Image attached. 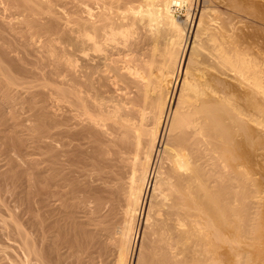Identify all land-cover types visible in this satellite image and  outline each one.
Segmentation results:
<instances>
[{
  "label": "bare ground",
  "instance_id": "6f19581e",
  "mask_svg": "<svg viewBox=\"0 0 264 264\" xmlns=\"http://www.w3.org/2000/svg\"><path fill=\"white\" fill-rule=\"evenodd\" d=\"M3 2L32 34L67 42L73 58L59 87L62 70L11 59L16 45L0 24V123L19 122L20 111L6 108L23 92L35 121L24 126L29 134L20 124L26 137L18 123V136H0L19 155L29 152L36 173L22 172L37 194L30 201L26 184L19 196L17 164L0 148V181L10 182L0 183V253L16 246L7 264H261L264 0ZM185 6L180 21L174 12ZM44 48L47 59L56 54ZM45 89L73 116L48 115L39 104ZM46 137L56 146L32 157L27 144L35 149Z\"/></svg>",
  "mask_w": 264,
  "mask_h": 264
},
{
  "label": "rangeland",
  "instance_id": "374dc122",
  "mask_svg": "<svg viewBox=\"0 0 264 264\" xmlns=\"http://www.w3.org/2000/svg\"><path fill=\"white\" fill-rule=\"evenodd\" d=\"M0 5H1V6H0V7H1V8H0V20L2 21V22H0V24H2L4 27H6V28H4L2 25H0V28H2V29L4 28V30H5V31H4V30L1 31V29H0V33L2 34L3 31L6 33V32H8V30H10V32H8L9 34H8V33H6V34L4 33V34L1 35V36H2L3 39H5V38H4V35H5V37L7 36V39H8V37H10V38L8 39V40H9V43H10V40H11V41L14 40V41H13V42H14L13 45H16V46H13V45H12V46H13V49H14V47H15V49H14L15 52L13 51V52L15 53V55H14V53L9 52V53H10V57H11V55L14 56L13 58L11 57V59L16 58V59H14L15 62H19V61H17V60H23V59H24L25 61L30 62V63H31V62H34V61H35V62H36V61L40 62V60H41L40 63H43V64L45 63L46 65L48 64L47 66L45 65L46 67H48V69H47V68L44 69L45 71H42L43 73H46L47 70H48V72H49L53 67H54V71H57V70H58V71H61V70H62V73L57 71L58 73H60V74H59V75H60V77H59L60 80L57 78L56 81H58L57 83H59V82L63 79L64 83L61 81L62 83L60 82L61 85H59V87H61L62 85L66 84L67 82L65 83V81H68V77H69V76H68V73H67V72H68V71H67V70H68V66H69L68 62H70V61L73 59L72 57H70V52H71V50H70V46L68 45V43L65 42L64 40H63V41L60 40V39L58 38V36H56V35H54V34H52V35L50 36V34L48 35V34H44V33H42L41 35H42L43 37L40 35V33H39V34H37V33H36V34H32L33 32H31L30 30H28V28H26V27L24 28L23 25H21V24L19 25L18 23H20V22H17V21H20L21 18L23 17L22 13H21V14L18 13L19 15H22V16H19V17H18L17 13L15 14V9H14L13 7H10V6L6 5V4L3 2V0H0ZM186 8H187V9H186ZM57 9L61 10L59 15H60L63 19L67 18V17H66L67 14H65V13H66V9H65V10H63L64 8H63V9H61V8H57ZM181 9H182V10H181ZM181 9L175 11V12H174V16H175L177 19L179 18L180 21H186V20H187L186 18L188 17L187 15H189L188 13H190V11L188 12V7H186V6H185V8L183 7V8H181ZM11 10H12V11H11ZM59 10H58V13H59ZM186 10H187V11H186ZM220 11H221V10H220ZM17 12H19V11H17ZM4 15H5L6 17H5ZM16 15H17V16H16ZM3 16H4V17H3ZM4 18H5V20H4ZM12 18H13V19H12ZM22 19H23V18H22ZM6 22H7V24H6ZM14 22H15V23H14ZM41 22H43V21H41ZM64 22H65V25H66V26H67V25L70 26V24H68V23L66 22V20H65V21L63 20V23H64ZM66 23H67V24H66ZM5 24H6V25H5ZM15 24H16V25H15ZM188 24H189V23H188ZM1 26H2V27H1ZM20 26H21V27H20ZM66 26H64V24H63V27L66 28ZM69 26H67V27H69ZM7 27H9V28H7ZM10 28H11V29H10ZM23 30H24V31H23ZM27 30H28V31H27ZM25 31H26L27 33H26ZM29 31H30L31 34L29 33ZM22 32H23V33H22ZM28 33H29L30 35H29ZM7 34H8V35H7ZM18 34H20V36H21V35H22V36L20 37ZM24 34H25V36H23ZM43 34H44L45 36H44ZM27 35H28V36H27ZM36 35H37L38 37H37ZM31 36H32L33 38H32ZM34 36H35V38H34ZM49 36H50V37H49ZM48 37H49V38H48ZM54 37H55V38H54ZM19 38H20V39H19ZM41 38H42V39H41ZM46 38H47V39H46ZM50 38H51V39H50ZM3 39H1L2 42L0 41V44H1V45H3V44H2V43H3ZM7 39H5V40L8 41ZM12 39H13V40H12ZM26 39H27V40H26ZM35 39H36V40H35ZM40 39H41V40H40ZM43 39H44V41H45V39H46V41L44 42ZM48 39H50V40H49L48 43H47V40H48ZM20 40H21V41H20ZM29 40H30V41H29ZM33 40H34V41H33ZM22 41H24V42H22ZM26 41H27V42H26ZM50 41H51V44H53V43H54V44L51 45V44L49 43ZM18 42H19V43H18ZM20 42H21V43H20ZM33 42H34V43H33ZM37 42H38V43H37ZM42 42H43V43H42ZM24 43H28V44H25V46H24ZM31 43H32V44H31ZM10 44H12V43H10ZM21 44H22L23 46H22ZM47 44H50L51 48H52V47H53V48H56V49H53V48H52V50H55L56 52H55V51L53 52V51L50 49V46L47 45ZM55 44L58 45V46L56 47ZM29 45H31L32 48H31ZM42 45H43L44 47L47 46V47L53 52L52 54H54V53H56V54H54L53 56H51V55H52V54H51V55H50L51 57H50L49 59H47V58L49 57V54H50V53H45L44 50L47 49V48H44ZM61 46H62V47H61ZM2 47H3V46H2ZM28 47L31 48V49H29ZM33 47H36V48H33ZM37 47H39V48H37ZM58 47H60V48H58ZM4 48H6V45L4 46ZM25 48H28V49H25ZM34 49H35V51H34V53H32V51H33ZM36 49H37V50L40 49V50H38V52H37ZM42 49H43V50H42ZM59 49H61V50H59ZM66 49H68V50H67L68 52L65 51ZM47 50H48V49H47ZM57 50H58V51H57ZM40 51H41V52H40ZM64 51H65L66 53H65ZM39 52H40V54H42V55H40ZM46 52H47V51H46ZM60 52H61V53H60ZM16 53H17V54H16ZM18 53H19V54H18ZM28 53H29V54H28ZM35 53L39 54L40 57H39V55H37V54H35ZM26 54H27V56H26ZM32 54H33V55H32ZM45 54H48V57H45V56H47V55H45ZM58 54H59V55H58ZM62 54H63V55H62ZM8 55H9V54H8ZM29 55L32 56V57H29ZM34 55H35L36 57H34ZM43 55H44V57H43ZM57 55H58V57L56 58ZM52 57H53V58H52ZM8 58H9V57H8ZM35 58H36V59H35ZM37 58H38V59H37ZM51 58H52V59H51ZM54 58H55L56 60H54ZM63 58H64V59H63ZM68 58H69V59H68ZM39 59H40V60H39ZM43 59H45V61H44ZM67 59H68L69 61H68ZM30 60H31V61H30ZM32 60H33V61H32ZM49 60L52 61V62H47V61H49ZM53 60H54L55 64L53 63ZM59 60H60V61H59ZM62 60H63L64 62H63ZM65 60H67V61H65ZM57 61H58V62H57ZM59 62H60L61 64H58ZM49 63L52 64L53 66H52V65H49ZM56 64H58V65H56ZM63 64H64L65 66H64ZM67 65H68V66H67ZM51 66H52V67H51ZM55 66H56L57 68H56ZM58 66H59V67H58ZM60 66H61V68H60ZM49 67H51V68H49ZM65 67H66V68H65ZM62 68H65V70L62 69ZM55 69H57V70H55ZM59 69H60V70H59ZM66 69H67V70H66ZM63 70H64V71H67V72H66L67 75L65 76V77L67 78V80H66L65 77L61 78L62 76L65 75V72H64ZM54 71H53V72H54ZM54 73H56V72H54ZM54 73H53V74H54ZM58 73H57V75H58ZM57 75H56V76L53 75L54 77L52 76V80H53L55 77H58ZM48 76H50V74H49ZM48 76H47V78H49ZM18 77H19V80H21V78H20L21 76L18 75ZM64 78H65V79H64ZM55 79H56V78H55ZM48 80H49V79H48ZM21 81H22V80H21ZM53 81H55V80H53ZM53 81H51V77H50V81H49V82H50V83H53V86H51V88L58 87V84H56L57 86H55V84H54L55 82H53ZM19 85H20V89H19L18 86H17V88H18V91L21 92V91H22L21 89L23 88L24 85L22 84V82H20ZM22 85H23V86H22ZM64 86H66V85H64ZM27 87H28V86H27ZM25 88H26V87H25ZM31 90H34V92H37V91H35L36 88L31 89ZM49 90H50V89H49ZM49 90H46V89L43 90V92H45V93H44L45 97L43 96V99H41V98H40V99L43 100L44 102H45L46 99H47V100L49 99V101H51V100H52V101H51V102L46 101V102L44 103V102H41V100H40V102H39V104H40V103H41V104L43 103L42 106H44V105L46 104L45 107H47V108L44 107V108L46 109V112L49 111V112L52 114V115H51L49 112H47L48 115H50V116L53 117V118H57V116H58V118H62V117L65 118V116L67 117V116L69 115V113H70V114L73 116V114L69 111V109H67L68 106H66V105H68V104L65 105V103L63 104V102H60V103L62 104V105H61V104H59V101H58V100H57L56 102H53V101H54L53 98H54L55 96L52 94V92H53L52 89H51L50 91H49ZM23 91H25V90H23ZM23 91H22V92H23ZM46 92H47V93H46ZM23 94H24V92L22 93V96L19 97V99H20L21 101H22V98H23V97L25 98V96H26V92H25L24 95H23ZM48 94H51V95H48ZM20 95H21V93H20ZM21 97H22V98H21ZM47 97H48V98H47ZM19 99H18V101L21 102ZM44 99H45V100H44ZM55 100H56V98H55ZM19 102H18V103L16 102L15 106L13 105L14 108H13V107H11L10 109H9V108H6V112H7V113H8L9 110H12V111L15 113V111H14V110H16L15 108L18 109L17 112L20 111V114H18V113L16 112V113H17L16 115L18 116V120H19L20 123L17 121V119L15 120L16 123L19 124V126H18L19 128L15 126L16 123H14V122H13V124H12L13 126H11V124H9V123H11L12 120H14L15 118H12V119H9V120L6 119V120H5V124L8 123L9 125L7 124V125L5 126L4 123H3L4 125L0 123V125H3L2 127L0 126V127H1V128H0V136L3 137V135H1V134H4V135H6V136H8V135L10 136L11 134H13L11 130H13V132L15 133V132L17 131L16 128H18V130H19V131H17V133H18V132L22 133V131H21V130L23 129L22 127H24V126L29 127V125L31 126L30 123H35L34 119L31 118V114H32V113L30 114L31 111H30V110L28 111V109H26V108H28V107L26 106V104L24 105V102H23V101H22L21 103H19ZM37 102H38V100H37ZM50 103H51L53 106H52ZM54 103H55V104H54ZM39 104H38V105H39ZM56 104H57V105H56ZM55 105H56V106H55ZM60 105H61V106H60ZM18 106H20L21 108L18 107ZM25 106H26V107H25ZM40 106H41V105H40ZM57 106H58V107H57ZM59 106H60L61 108H59ZM51 107H52V109H50ZM54 107H55V108H54ZM56 107H57V109H56ZM62 107H63L64 109H63ZM48 108H49L50 110H49ZM7 109H8V110H7ZM13 109H14V110H13ZM22 109H23L24 111H23ZM54 109H55V110H60L61 112H60V111H57V113H56V111H55ZM61 109L64 110V111H62ZM65 109H66L69 113H68ZM173 109H174V107H173ZM53 110H54V111H53ZM12 111H9V112H12ZM25 111H26V112H25ZM65 111H66L67 113H65ZM54 112H55L56 114H55ZM58 112H59V113H58ZM21 113H22V114H21ZM25 113H26V114H25ZM58 114H60V115H58ZM63 114H64L65 116H63ZM22 115H23V116H22ZM24 115H25V116H24ZM29 115H30V116H29ZM71 115H70V116H71ZM17 116H16V117H17ZM20 116H21L22 118H21ZM171 117H172V116H171ZM20 118H21L22 120H21ZM69 118H70V117H69ZM23 119H24L25 121H24ZM31 119H32V120H31ZM27 120H29V122H28ZM7 121H8V122H7ZM10 121H11V122H10ZM32 121H33V122H32ZM6 122H7V123H6ZM27 122H28V123H27ZM21 123L23 124V125H21L22 127L20 126ZM18 124H17V125H18ZM24 124H25V125H24ZM32 125H34V124H32ZM14 126H15V129H16V130L13 129ZM4 127H5L6 129H5ZM10 127H12V128H10ZM51 127H53V126H51ZM2 128H3V129H2ZM7 128H8V129H7ZM9 128H10V130H9ZM24 129H26V130H24ZM24 129H23V130H24V131L26 132V134H27V133H28L27 128L24 127ZM51 130L53 131V128L50 129V131H51ZM9 131H10L11 133H10ZM52 131H51V132H52ZM2 132H4V133H2ZM5 132H8V134L5 133ZM25 132H23L22 134L26 137ZM166 133H167V131H166ZM15 134H16V133H15ZM28 134H29V133H28ZM13 135H14V134H13ZM16 135H17V134H16ZM18 135H19V137H21V134L18 133ZM18 135H17V136H18ZM23 135H22V136H23ZM24 136H23V137H24ZM23 137H22V138H23ZM25 137H24V138H25ZM49 137H50V136H49ZM51 138H52V137H51ZM51 138H50V139L48 138L49 140H47V137H46V139H45V138L43 139V142L40 143V144H42V147H43V148H42L41 146H39L40 144L38 145V143H36V144L38 145V146L36 145L38 148H39V147H40V149L42 148L41 151H40V150H36V148H37L36 146H35L36 148L33 149L35 143H34L32 146L30 145L31 143H30V144H27V147H28V148L26 149V151H29V149H30V151H31L30 153H33V151H34V155H33L32 157H34V158H36V159H37L38 156H39V157H42L43 155L46 156V154H48V151H49L53 146H56V143L53 141V139L51 140ZM45 141H47V142H45ZM52 141H53V142H52ZM28 142H29V141H28ZM43 143H44V144H43ZM45 143L48 144V145H49V143H50V145H51V143H52V146H48V145L46 146ZM1 144H2V145H1ZM9 144H10V143H9ZM9 144L6 145V144H4L3 142L1 143V141H0V148H1V149H3V148L5 149V148H6L7 150H9V151H7V153H8L9 156L12 158V162H11V163H16V164H17V166H16V164H15V165H12V164H11L10 166H11L12 168H13L14 166H16V167L18 168V169H15L16 167H14V169H15L17 172H15V170H13V172H14V174H16V175L18 174V178H19V179H17V180H18L20 183L18 182L17 187L19 186L18 188H21V189H22V190L19 189V191H18L19 194H20L19 196H21V197H23V195L25 196V194H26L28 188H29L28 190H30V191H31V189H33L31 192H30V191L27 192V193H29V197H30L31 195H35V196H36V195H37L36 192L34 193V190H35V189H34V188H31V187H34V186L27 184V182H28V181L26 180L27 177L23 178L24 175L22 174L23 171H27V168H29L31 171L28 169V170H29L28 172H30L31 176H32V175H34V176L36 175L35 172H33V173H35V174L32 173V170L34 171V169H32L31 167H29V166L27 165V163H26V160H27V159H30V158H28L29 156H25V155H26L27 153L29 154V152L25 153L24 151H22L21 155H19V154H20V150L17 149V148L14 149L15 147H13V146H11V145L8 146ZM28 145H29L30 147H29ZM44 145H45V146H44ZM1 146H2V147H1ZM7 147H8V148H7ZM49 147H50V149H49ZM38 148H37V149H38ZM46 148H48V150H47ZM53 148H54V147H53ZM4 149H3V150H4ZM6 149H5V150H6ZM45 149H46V150H45ZM11 150H12L13 152H12ZM35 150H36V151H35ZM44 151H45V152H44ZM46 151H47V152H46ZM84 151L89 152V149L84 150ZM10 152L13 153V154L11 155ZM16 152H17V153H16ZM23 152H24L25 154H23ZM42 152H43V153H42ZM18 153H19V154H18ZM37 153H38V154L40 153V155H38ZM44 153H46V154H44ZM17 154H18V155H17ZM22 154L25 156V158H24V156H23ZM42 154H43V155H42ZM41 155H42V156H41ZM86 155H87V153H86ZM36 156H37V157H36ZM45 156H44V157H45ZM39 157H38V158H39ZM13 158H14L15 160H13ZM21 158L23 159V161H24V159H25V162H23L22 160H21L22 163L20 162V160H17V162H13V161H16V159H21ZM45 159H46V157H45ZM40 160H42V159L40 158ZM40 160L38 159V161H40ZM43 160H44V158H43ZM23 163H24V164H23ZM47 163H48V164H47ZM47 163H46V162H44V163L42 162V164L39 165V168H41L42 165H44V164H46L47 167H48L50 162L47 161ZM2 164L4 165L5 163H4V162H1V163H0V166H3ZM21 164H22V165H21ZM46 165H44V166L46 167ZM22 166H24V167L26 168V170L24 169V167L22 168ZM40 166H41V167H40ZM45 167H42L41 169H43V168H45ZM1 168H6V167L3 166V167H1ZM1 168H0V174H1V171L3 170V169L1 170ZM37 168H38V167H37ZM5 170H6V169H4V171H5ZM18 170H19V171H18ZM254 170H255V169H254ZM20 171H21V173H20ZM256 171H257V170H256ZM256 171H255V172H256ZM2 173H3V172H2ZM77 173H78V172H77ZM77 173H76V174H77ZM256 173H257V172H256ZM19 174H20V176H19ZM76 174H75V176L78 175L77 177H78V180H79V181H81V182L83 181V182H84V180L88 179V180H89L88 182L91 183V182H90V181H91V180H90V177L88 178V177L86 176V177H87V178H86L85 176H80L79 173H78L77 175H76ZM4 177H5V176H4ZM4 177H3V178H4ZM35 177H36V176H35ZM3 178H1V179L4 180ZM81 178H82V179H81ZM6 179H7V178H5V180H6ZM2 180L0 181L1 185H3V183H5V180H4L3 183H2ZM21 180H22V181H21ZM6 181H8V183L6 182L7 184L10 183V182H9V179H7ZM21 182H22V183H21ZM85 182H86V181H85ZM7 184H6V185H7ZM21 184H22V186H20ZM25 184H26L27 186H26ZM24 185L26 186L27 189L23 187ZM28 185H29L30 187H29ZM23 189H25V190H24L25 192L23 191ZM262 189H263V191H264V184H263L262 187H261V190H262ZM20 191H21V192H20ZM32 193H33V194H32ZM12 196H14V198H13ZM12 196H11V197H12V200H11L10 195H9V196H6V197H7V203H8V205L10 206V208H11V207L13 208V206H16V205H15V204H16V196H15V194H14V195L12 194ZM35 196H31V198H33V197H35ZM27 197H28V196H27ZM35 198H36V197H35ZM35 198H33V199H29V200H30V201H33V200H35ZM9 200H10V201H9ZM13 202H14L15 204H14ZM11 203H12V204H11ZM31 203H32V205H34L33 202H31ZM14 208H15V207H14ZM31 208H32V206H31ZM33 208H35V205H34ZM33 208H32V209H33ZM15 209H16V208H15ZM263 211H264V208H262V210H261V212H262V213H261V216H262V214L264 215V212H263ZM262 218H264V216H262ZM81 219H82V218H81ZM262 220H263V222H262ZM260 221H261V223L264 225V219H261V218H260ZM0 226H1V225H0ZM262 227H264V226H262ZM3 241H4V239H3ZM5 241H6V240H5ZM6 242H7V241H6ZM9 244H10V246L12 245L11 242H9V243L7 242L6 244H5V242H4V245H6V246H9ZM263 244H264V242H263ZM263 244H262V245H263ZM11 247H12L13 249H12ZM11 247H10L11 250L9 249L10 251L7 249L8 251L6 250V252H3L4 254H3L2 252L0 253V256H1L2 259H3V260H1V258H0V261H1L0 264H5V263L7 264V262H8V256L16 255V254H14V251H12V250H14V249L16 248V246L13 244ZM262 248H263V247H262ZM263 249H264V248H263ZM11 251H12V252H11ZM6 253H7V254H6ZM10 253H11V254H10ZM5 254H6V255H5ZM2 255H3V256H2ZM12 256H11V257H12ZM3 257L5 258V260H4ZM3 261H4V262H3ZM261 262H262V261H261ZM262 263H264V260H263ZM262 263H261V264H262Z\"/></svg>",
  "mask_w": 264,
  "mask_h": 264
}]
</instances>
